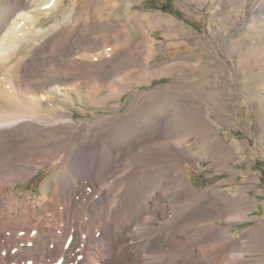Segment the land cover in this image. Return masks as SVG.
Here are the masks:
<instances>
[{
	"label": "bare ground",
	"instance_id": "obj_1",
	"mask_svg": "<svg viewBox=\"0 0 264 264\" xmlns=\"http://www.w3.org/2000/svg\"><path fill=\"white\" fill-rule=\"evenodd\" d=\"M65 1L0 0V264H264L247 260L240 241L217 225L220 208L217 199L212 198L223 196L234 201L235 197L220 191H214L211 197L199 194L180 162L167 168L160 164L138 166L154 149L159 152L171 151L175 146L185 149L188 139L175 136L166 115L159 113L148 121L144 108L134 106L126 115L107 118L110 121L105 123L102 117L100 123L91 124L88 131L77 135L79 125L73 109L77 108V98L82 96L77 82L68 79L69 76L63 83L40 86L31 85L26 81L29 79L25 80L27 83L24 81L23 72L32 59L43 60L47 50L56 57L67 56L70 64L66 67L70 68L78 63L93 67L98 58L109 54L106 44L101 55L91 52L94 41L85 37L70 39L64 51L59 49L62 48L59 42L53 43L55 39L46 43V32L60 23L54 18L47 29L45 20L60 10ZM127 2L124 20L131 13L132 2ZM245 6L246 0H238L239 12ZM75 8V5L71 8L67 20ZM116 8L117 4H113V9ZM258 12L264 14V4ZM156 21L154 25L164 27L166 32L177 27L174 20L166 17ZM98 25L103 28L99 40L110 44L111 29L103 23ZM96 27V23L85 25L88 30ZM122 28L123 25L115 35L130 42L135 33ZM180 29L179 33L187 32ZM76 30L78 33L79 29ZM144 45L149 60L154 59L157 50L151 34ZM259 48L264 54V49ZM255 51L250 50L251 54ZM172 69L169 66L155 69L150 79L165 76ZM256 84L264 86V81ZM125 88L120 86L115 91L113 88L111 98L120 99ZM260 111L264 114V103ZM187 113L186 126L190 129L208 128L201 106H192ZM61 126L71 134L59 132ZM204 136L209 140L217 134L212 128ZM64 138L60 146L54 145ZM210 147L219 151L226 144L217 138ZM57 159L59 164L41 184L40 199H31L28 193L15 196L19 183L30 182L48 162ZM15 201L21 204L18 213L8 209ZM248 234L264 247L263 225Z\"/></svg>",
	"mask_w": 264,
	"mask_h": 264
},
{
	"label": "rangeland",
	"instance_id": "obj_2",
	"mask_svg": "<svg viewBox=\"0 0 264 264\" xmlns=\"http://www.w3.org/2000/svg\"><path fill=\"white\" fill-rule=\"evenodd\" d=\"M128 1L132 2L131 13L128 15L129 19L124 20L127 14V0H66L60 10L45 20L47 29L54 23V18L59 19L60 23L59 28L46 32V43L55 39L53 43L59 42L62 47L59 49L64 51L70 39L85 37L94 41L91 52L101 55L108 45L109 54L105 58H98L93 67L78 63V66L70 68L66 67L70 64L67 56L56 57L47 50V55L44 53V63L42 59H32V64L30 63L23 72L24 81L29 79L26 81L31 85L33 83L34 86H40L52 82L63 83L69 76L68 79L77 82L82 95L81 99L77 98V108L73 109L74 118L79 125L77 135L88 131L91 124L100 123L102 117L105 123L117 115H126L129 110L135 108L134 106L144 108L145 119L148 121H153L156 114L166 115L173 126L175 136L178 139H188L185 149L175 146L169 153L154 149L145 155L147 160L138 162V166L142 168L160 164L167 168L174 162H180L192 187L199 194L207 193L211 197L214 191H220L235 197L234 201L223 196L212 198L217 199L220 208L217 225L227 229L228 234L240 241L247 260L263 263L264 247L247 233L259 225L264 226V114L260 111L264 103V86L256 84H262L264 81L261 80V77H264L261 74L264 54L259 48L264 49V21L260 22L264 14L258 12L264 0H246V6L241 12L236 7L238 0ZM113 4H117L116 9H113ZM74 5L75 14L73 13L70 23L66 17ZM157 17L174 20L178 28L172 27L171 33L166 32L164 27L156 26ZM93 23H96V28L85 29L86 24ZM98 23H103L109 26L107 29H111L110 44L99 40L103 28ZM122 25L126 32L135 33L130 42L115 35ZM180 28H184L188 34L179 33ZM76 29H79L78 33L75 32ZM54 32L61 33L56 36ZM150 34L157 50L155 58L151 60L144 45ZM246 49L248 52H245ZM251 49H256L255 54H251ZM258 57L259 61L256 59ZM60 58L65 60L61 61ZM66 58L69 62H66ZM165 66L173 68L169 74L150 79L155 69ZM256 66L260 69L254 68ZM64 68H68L72 74ZM56 69L60 70L59 75ZM120 86L126 87L122 97L111 98L114 96L113 88L115 91V88ZM196 105L203 108L204 118L210 126L200 131L186 126L187 110ZM69 115L71 116V113ZM212 128L217 136L208 140L204 133L211 132ZM58 131L71 134L63 126ZM217 138L224 141L225 149H211L210 144ZM65 140L64 138L54 145L60 146ZM38 158L37 161L40 160ZM53 161L48 162L40 174L31 178L30 182L19 183L15 196L28 193L29 198L40 199L42 182L60 162L59 159L54 163ZM243 197L245 202L240 201ZM20 208L21 204L17 201L8 206L9 211L13 213H18Z\"/></svg>",
	"mask_w": 264,
	"mask_h": 264
}]
</instances>
